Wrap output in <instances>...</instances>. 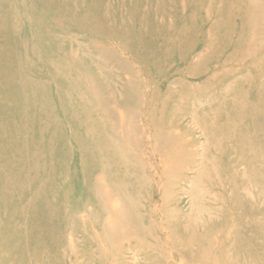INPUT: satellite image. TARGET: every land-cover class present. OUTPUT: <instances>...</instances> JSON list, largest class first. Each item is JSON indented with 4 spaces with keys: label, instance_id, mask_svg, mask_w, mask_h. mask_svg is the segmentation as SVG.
<instances>
[{
    "label": "rangeland",
    "instance_id": "obj_1",
    "mask_svg": "<svg viewBox=\"0 0 264 264\" xmlns=\"http://www.w3.org/2000/svg\"><path fill=\"white\" fill-rule=\"evenodd\" d=\"M7 3L0 0V17L17 14L16 2ZM260 3L256 13L260 17L250 22L240 52L230 51L233 57L225 61L211 58L207 63L208 46L207 42L202 46V38L193 47L194 53H183L172 45L174 30L187 16L205 21V15L195 12L190 3L104 0L102 16L123 25L132 46L147 43L145 50L154 53L156 61L169 50L173 62L167 64L168 82L156 73L160 65L154 59L142 64L135 50H120L132 71L95 61L96 46L118 49L126 44L122 38L108 42L84 37L81 24L71 26L70 35L59 37V46L75 51L90 72L101 74L113 94L121 92V81L138 75L147 87L143 98L149 101L153 90L165 93L169 87V96H162L168 104L152 114L160 122L151 126L143 121L149 109L135 98L124 107L114 102L118 98L111 93L109 102L116 115L107 117L115 122L121 115L125 120L124 132L133 136L123 134L122 143L132 156L128 162L118 157L115 168L104 173L99 184L94 181L95 172L88 187L92 193L96 185L111 191V203L128 207L130 217H115L108 203L86 202L77 188L84 220L89 210L110 218V225L121 231L107 242L102 229L91 220L72 222L63 227L65 237L45 244L51 252L41 253L28 264H264V0ZM95 5L89 0H55L54 8L61 6V17L69 20L77 17L75 12ZM88 26L84 21L83 27ZM23 29L24 37L29 38L30 28L24 25ZM59 75L75 80L69 72ZM62 95L78 99L83 92L65 89ZM167 134L173 142L168 147L163 140L161 150L155 142ZM147 137L148 148L143 142ZM18 259L24 264L23 257Z\"/></svg>",
    "mask_w": 264,
    "mask_h": 264
},
{
    "label": "bare ground",
    "instance_id": "obj_2",
    "mask_svg": "<svg viewBox=\"0 0 264 264\" xmlns=\"http://www.w3.org/2000/svg\"><path fill=\"white\" fill-rule=\"evenodd\" d=\"M4 1L16 2L17 14L0 17V264H22L20 256L25 259L24 264H28L30 260L36 261L41 253L51 252V247L45 244H53L56 237H65L63 227L72 222L91 220L102 229L107 242L121 231V227L110 225V218L89 210L84 220L79 213L81 201L76 197L77 188L86 202L108 203L115 217L123 220L130 217L128 207L111 203L114 197L111 191L96 185L92 193L88 185L95 172L94 181L99 184L98 179L115 168L118 157L125 162L131 159L122 142L123 134L128 138L133 135L124 132L125 120L121 115L115 122L107 117L116 115L109 102L111 84L103 83L101 74L90 72L75 51L60 47L59 37L70 35L71 26L81 24L79 31L84 37H101L108 42L122 38L126 44L118 49L104 44L96 46L95 61L116 66L110 68L132 71L120 50H135L140 63L150 58L155 65H163L158 66L156 73L165 82L169 81L167 64L173 59L168 50L156 61L154 53L146 52L147 43L144 47L138 42L132 46L130 36L125 33L127 29L118 25L113 17L102 16L104 0H89L96 5L75 12L77 17H69V20L61 17L64 16L61 6L54 8L55 0ZM182 3L191 4L195 12L203 13L205 21L198 22L193 15L187 16L189 18L174 30L172 45L183 53H194L193 47H197L196 43L202 38V46L206 42L208 46L207 63L211 58L225 61L233 57L228 54L230 51L238 54L244 46L250 22L260 17L256 14L260 0H182ZM69 4L73 6L72 2ZM99 12L102 14L97 15ZM84 21L89 23L86 28ZM24 25L30 28L29 38L23 35ZM61 71L71 73L75 80L62 78ZM144 82L138 75L125 78L121 81V92L112 93L118 98L114 102L129 107V100L135 98L144 109H149L148 117L143 116L144 123L158 125L160 120L155 115L161 107L167 108L168 100L163 102L162 96H169V87L165 93L153 90L147 101L143 98L147 88ZM65 89H77L83 96L65 98L62 95ZM157 105H160L158 110ZM103 121L108 124L104 125ZM163 140L171 147L173 141L167 134L163 139L157 137L155 143L159 149H164ZM148 141L149 137L143 141L146 148ZM143 152L149 154L146 149Z\"/></svg>",
    "mask_w": 264,
    "mask_h": 264
}]
</instances>
